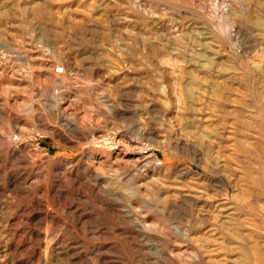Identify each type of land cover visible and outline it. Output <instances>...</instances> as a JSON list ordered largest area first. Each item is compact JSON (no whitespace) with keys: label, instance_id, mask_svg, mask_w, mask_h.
Returning a JSON list of instances; mask_svg holds the SVG:
<instances>
[{"label":"rangeland","instance_id":"obj_1","mask_svg":"<svg viewBox=\"0 0 264 264\" xmlns=\"http://www.w3.org/2000/svg\"><path fill=\"white\" fill-rule=\"evenodd\" d=\"M221 202L264 235V0H0V264H209Z\"/></svg>","mask_w":264,"mask_h":264},{"label":"bare ground","instance_id":"obj_2","mask_svg":"<svg viewBox=\"0 0 264 264\" xmlns=\"http://www.w3.org/2000/svg\"><path fill=\"white\" fill-rule=\"evenodd\" d=\"M220 187L227 192L230 190L229 185L225 183H220ZM216 207L217 212L223 215L224 220L217 221L216 227L211 229V238L214 237V240L207 239L203 245L206 253H210L212 257L208 261L209 264H264V235L261 234L258 238L254 233L238 235L231 220L233 213L229 203L221 202ZM243 252H250L244 257L245 260L238 257L239 253L241 255ZM214 256H216L215 259Z\"/></svg>","mask_w":264,"mask_h":264},{"label":"built area","instance_id":"obj_3","mask_svg":"<svg viewBox=\"0 0 264 264\" xmlns=\"http://www.w3.org/2000/svg\"><path fill=\"white\" fill-rule=\"evenodd\" d=\"M54 73L56 75H64L66 74L65 67L63 65H59L54 69Z\"/></svg>","mask_w":264,"mask_h":264}]
</instances>
